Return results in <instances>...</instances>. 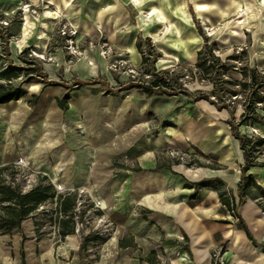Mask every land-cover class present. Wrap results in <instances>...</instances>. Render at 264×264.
<instances>
[{"label": "crops", "instance_id": "1", "mask_svg": "<svg viewBox=\"0 0 264 264\" xmlns=\"http://www.w3.org/2000/svg\"><path fill=\"white\" fill-rule=\"evenodd\" d=\"M24 1L41 9L40 16L30 15L25 21L24 14L21 20L15 19L12 14L20 8L18 1L0 0V13L6 16V30L10 33L7 47L10 56H18L28 47L47 53L52 62L43 63L42 68L48 79L56 80L55 72L59 68L68 70L65 69L68 65L62 46L55 40L58 37L55 24L59 18L76 26L78 40L102 37L117 53L120 50L130 62L141 64L136 41L143 36L142 25H147L144 19L137 20L138 13L144 8L141 1ZM44 8H48L47 11H43ZM263 24L259 22L261 33L252 35L245 48L248 64L264 73ZM88 55L95 63V71H91L88 63L77 62L72 70L78 79L94 76L99 68L106 71L99 57ZM92 88L83 86L79 88L82 91L71 90L75 92L70 91L66 110L58 106L57 99H47L46 95L39 98L38 95L40 117L42 115L43 119L39 150L42 161L58 160L63 156L68 164L83 160L86 171L82 182L85 184L109 182L115 183L111 185L115 189L118 183V192L102 189L98 192L97 198L104 203L102 208L118 221L117 239L102 245L99 250L100 264H264V251L261 249L264 245V212L258 202L246 197L236 209L258 243L254 245L238 219L219 200L217 187L238 200L237 184L243 163L238 141L235 139L238 153L231 147L221 162L225 170L173 171L156 159L155 136L149 127L155 112H146L143 103L133 107L132 99H129L132 93L139 92L132 88L103 95L101 90ZM101 97L103 99H97ZM111 97L118 100L112 113L118 122L115 129H107L98 122L96 111L98 101ZM193 102L204 103L217 110L205 100ZM106 109L108 111L110 107ZM261 113L264 124V112ZM79 120L83 122L82 127L76 124ZM105 123H108L106 119ZM161 140L166 143L165 139ZM114 159H118V165H112ZM256 167H252L250 173L264 187V172H256ZM46 168L41 165V169ZM112 171L118 173L113 174ZM201 179L209 180L212 185L198 189L197 196L190 198L195 192L193 183ZM215 179L221 180L222 185L217 186ZM70 182H74L72 177ZM30 218L22 220L20 230L14 232L16 237H13L14 233L0 234L8 236L0 239V264H84L75 239L58 241L43 238L34 223L23 225V221Z\"/></svg>", "mask_w": 264, "mask_h": 264}, {"label": "rangeland", "instance_id": "2", "mask_svg": "<svg viewBox=\"0 0 264 264\" xmlns=\"http://www.w3.org/2000/svg\"><path fill=\"white\" fill-rule=\"evenodd\" d=\"M17 1L20 8L12 14L15 19L21 20L24 14L25 21L29 20L30 15L40 16L41 9L31 7L24 0ZM136 1H141L144 6L142 12L138 13L139 15L136 13L137 20L140 22L141 19H144L143 21L147 23V25H142L141 40L149 38V44L157 53L155 62L157 67L169 70L182 83L181 89H177L175 95L146 96L141 94L137 88H133V91L139 93L134 94V92L129 98L132 99L133 107L142 106L143 103L146 112H155L151 116L149 127L155 136L158 163L176 172L185 170L195 173L201 168L225 170L226 167L221 162L228 155L230 148L234 147L235 153H238L237 141L232 136L230 126L226 121L231 116L228 110H214L207 104L191 101L192 96L206 94L211 90V84L207 80L200 81L196 78V74H192V71H195L194 63L197 50L203 41L199 33L201 31L210 41H216L218 47L216 53L222 58L233 52H239L242 47L249 45L252 35L257 36L258 33H261L259 22H264V0ZM23 4L28 5L27 11L21 10ZM47 9L44 8L43 11H47ZM3 20L1 19L0 22ZM69 24L72 28L68 26ZM64 25L66 29L76 31L70 44L73 48H69L65 37L56 32ZM55 35H58L55 40L64 51L65 63L68 65L65 69L68 70H64V67L59 68L55 72L56 80L48 78L47 80L60 84L43 83L36 74L23 76L18 81L27 80L23 84L26 91L25 96L17 102L0 105V167L8 166L0 173V176L12 186H18L23 192L36 185L40 177L44 176L43 183H51L56 194L75 195L71 219L58 215V201L54 196L52 200H47L40 205L34 217L23 221V225L26 227V225L34 223L38 230L40 229V235L43 238L58 241L75 239L78 242L84 264H100L99 250L102 245L117 239L116 225L118 221L110 216L107 209L102 208L104 203L97 198L98 192L100 189L118 192V183L115 189L111 187L115 183H83L82 176L86 171L83 160H76L68 164L66 157L63 156L58 160L42 161V152L39 150L42 140L41 120H43L42 115L40 117V103L37 101L38 98L34 104H30L29 100L33 94L39 95V98L46 95L47 99H59L65 94H70L71 90H79L83 86L94 87L92 89L96 91L101 90L103 95L111 94L118 92L117 89L120 86L130 82H139L142 79H148V77L142 74L140 65L130 62L124 52L118 50L117 53L114 48L104 42L102 37L78 40L76 26L65 19H57ZM143 47H147L145 41ZM88 54L99 57L106 66V71H101L99 68L94 76L78 79L72 70L77 62L88 63L92 68L91 71H95V63L89 59ZM7 57H10L18 65H25L15 55L10 56L9 53ZM28 57L33 59L32 62L41 65L52 62L47 53H39L34 49H30ZM6 64L7 59L0 44V66ZM242 64L241 59L235 63L239 68ZM229 74L232 78L240 77L239 72ZM77 81H82L85 84L76 86ZM183 89L191 96H185L182 92ZM235 89L238 91L235 98L228 96V99H235L232 120L237 122L242 112L239 102L244 98V93L238 86H235ZM117 104L116 97L97 102L98 122L107 129L118 127V122L112 115ZM106 107H110V109L107 111ZM105 119L108 123H105ZM82 123L79 120L76 124L82 127ZM60 124L62 126V123ZM263 130L264 124L257 123L239 127L241 133L249 136L262 137ZM162 138L166 140L165 144L162 142ZM47 156H45L46 159ZM23 157L25 159H22ZM237 159H239L238 156ZM256 161L264 163V146L259 151ZM111 163L118 165V159H114ZM41 165L48 168L43 170ZM254 170L264 172V164L257 165ZM52 171H55V174ZM112 173L118 172L112 171ZM71 177L74 182H70ZM255 178L258 179L257 175ZM68 228H72L71 234L63 235L62 231ZM16 236L17 233H14L13 237ZM7 238V235H0V239Z\"/></svg>", "mask_w": 264, "mask_h": 264}, {"label": "trees", "instance_id": "3", "mask_svg": "<svg viewBox=\"0 0 264 264\" xmlns=\"http://www.w3.org/2000/svg\"><path fill=\"white\" fill-rule=\"evenodd\" d=\"M6 19V16L0 13V20ZM7 20V19H6ZM202 37V44L196 53V60L194 63L196 78L200 81H208L211 84L209 93H201L197 96H192L193 101L205 100L216 107L217 110H228L230 119L226 120L230 126L232 136L238 141L239 148L242 151L243 163L240 166V178L237 184L238 200L236 201L231 193L218 188L219 200L227 208L230 214L238 219L241 228L244 230L248 239L254 245H258L253 238L251 232L247 228L245 222L237 213L236 209L243 200L248 197L258 202L261 210L264 211V187L258 184L253 175L250 173L252 167L264 164L258 163L256 158L258 153L264 146V137L249 136L239 131L240 126H249L251 124H263L264 110V73L257 67L248 64L247 50L242 47L239 52L231 53L225 58H222L216 53L218 50L215 40L210 41L208 37L199 33ZM10 33L6 30V26L0 24V42L2 51L4 52L7 64L0 66V104L16 101L23 98L26 91L23 84L27 80H20L23 76L36 74L43 83L50 85H59L56 81L47 80L46 72L43 70L40 63L32 62L29 58L30 48L23 49L17 59L25 65H18L13 62L10 57H7L9 50L7 47ZM144 41L147 47L144 48ZM144 41L138 38L136 46L141 54L142 74L148 79H142L139 82H130L124 86H120L117 90H129L137 88L142 94L146 96L152 95H175L177 89H181L182 83L178 81L176 75L169 70H162L155 64L157 60V53L153 51L152 45L149 44V38ZM243 61L241 67H236L235 63L239 60ZM239 72V78H232L229 73ZM192 76V75H190ZM76 86H82L85 83L77 81ZM235 86L241 88L244 93V98L239 102L242 106V112L239 115L237 122H234L235 99H228V96L234 97L238 91ZM185 96H191L189 92L183 89ZM38 98L37 94H33L29 100L30 104H34ZM69 94H65L62 98L57 99V104L62 110L68 108L67 101ZM8 166L0 167V173L6 170ZM45 177H40L38 183L29 190L23 192L18 186H12L0 176V234H12L20 230L22 220L28 217H34L36 210L40 205L47 200H52L54 196L58 201V215L60 217L66 216L72 218L71 209L74 204L75 195H61L56 194L51 183H43ZM217 186L222 185V181L215 179ZM187 184L186 186H190ZM209 180L201 179L193 183L195 192L190 195V198L197 196V190L203 187L211 186ZM192 186V185H191ZM72 232V228L62 231V234ZM264 251V245H261Z\"/></svg>", "mask_w": 264, "mask_h": 264}, {"label": "built area", "instance_id": "4", "mask_svg": "<svg viewBox=\"0 0 264 264\" xmlns=\"http://www.w3.org/2000/svg\"><path fill=\"white\" fill-rule=\"evenodd\" d=\"M21 8H22L21 10L25 11V9H26V11H27L28 5L23 4V6ZM0 24L6 26L8 24V21L6 19H4L2 22H0ZM68 26L70 28H72L70 24ZM57 32L65 37V41L67 42L68 47L73 48V46L72 45L70 46V44L72 43V39H73V36L75 35L76 31L74 29L72 31H70V29H68V28L66 29V26L64 25L63 28L62 29L59 28L57 30Z\"/></svg>", "mask_w": 264, "mask_h": 264}, {"label": "bare ground", "instance_id": "5", "mask_svg": "<svg viewBox=\"0 0 264 264\" xmlns=\"http://www.w3.org/2000/svg\"><path fill=\"white\" fill-rule=\"evenodd\" d=\"M25 11H26V9H25Z\"/></svg>", "mask_w": 264, "mask_h": 264}]
</instances>
